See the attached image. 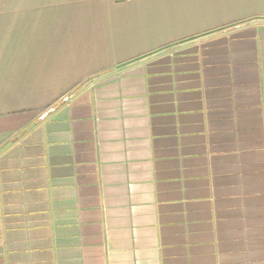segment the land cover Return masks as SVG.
<instances>
[{
    "label": "crops",
    "instance_id": "0c3cea01",
    "mask_svg": "<svg viewBox=\"0 0 264 264\" xmlns=\"http://www.w3.org/2000/svg\"><path fill=\"white\" fill-rule=\"evenodd\" d=\"M0 264H264V0H0Z\"/></svg>",
    "mask_w": 264,
    "mask_h": 264
},
{
    "label": "built area",
    "instance_id": "2783aa9c",
    "mask_svg": "<svg viewBox=\"0 0 264 264\" xmlns=\"http://www.w3.org/2000/svg\"><path fill=\"white\" fill-rule=\"evenodd\" d=\"M42 118H44V117H42Z\"/></svg>",
    "mask_w": 264,
    "mask_h": 264
}]
</instances>
